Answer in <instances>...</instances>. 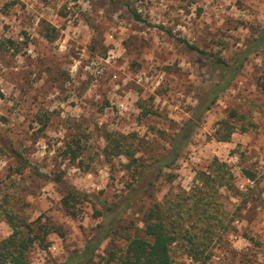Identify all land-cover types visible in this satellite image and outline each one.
<instances>
[{
  "label": "rangeland",
  "instance_id": "obj_1",
  "mask_svg": "<svg viewBox=\"0 0 264 264\" xmlns=\"http://www.w3.org/2000/svg\"><path fill=\"white\" fill-rule=\"evenodd\" d=\"M263 25L264 0H0V205L43 238L31 245L30 264L62 263L98 224H109L107 208L116 210L135 185L134 166L114 152L116 137L151 163L219 80L183 40L231 61ZM263 73L264 43L163 170L172 181L161 176L138 193L121 228L118 221L93 260L80 264H113L109 252L125 244L119 235L136 233L152 202L189 190L214 158L230 166L244 194L220 191L227 231L206 264H264ZM232 109L254 126L219 141L217 123ZM57 180L81 193L76 215L64 210ZM10 233L0 214V241ZM173 255L186 259L178 249Z\"/></svg>",
  "mask_w": 264,
  "mask_h": 264
},
{
  "label": "trees",
  "instance_id": "obj_2",
  "mask_svg": "<svg viewBox=\"0 0 264 264\" xmlns=\"http://www.w3.org/2000/svg\"><path fill=\"white\" fill-rule=\"evenodd\" d=\"M134 16L136 19L141 18L138 13H134ZM183 41L190 48L205 55L210 64L218 70L219 80L209 86L204 100L197 103L190 117L168 135V146L158 153L151 163L143 162L140 157L135 156L136 150L131 143L124 141L126 137L123 135L114 139L115 154L128 160L125 164L128 168L134 166L131 178L135 185L132 186V183L128 185L129 193L119 201L116 210H112V207L107 208L108 215L111 216L109 224H98V229H94L86 237L82 249L69 252L66 259L59 264L90 263L102 242L117 232V226L121 228L120 221L130 208L133 198L141 194L140 192L144 194L151 192L155 180L161 176H166L165 182L172 181L171 175L165 174L163 170L176 164L200 126L203 114L210 109L219 94L230 86L247 57L263 45L264 25L258 30L257 35L246 43L241 52L231 57V61L219 54L203 51L186 40ZM258 85L264 91V73ZM217 124L214 134L219 141H229L233 133L244 132L254 126L248 115L235 109ZM74 156L76 157V154ZM242 172L250 181L257 180L255 171L243 168ZM194 178L195 183L189 190L180 189L181 193L152 202L143 212L142 225L136 226L137 232L133 235H119L125 244L111 250L107 261L113 264H190L186 261L189 259L195 264H206L213 256L214 242L227 231L225 223L227 213L221 209L222 203L218 199L220 191L225 189L236 196L244 193L236 187L230 166L217 158L213 159L210 171H197ZM56 184L62 194L61 204L64 210L70 215H76L78 210L76 203L79 202L81 193L58 180ZM0 214L11 228V233L0 241V264H30L31 245L43 238H39L40 235L31 222L19 219L8 207L0 205ZM118 221L119 225L115 226ZM46 233L48 230L44 231V234ZM174 249H178L186 259L177 260L173 255Z\"/></svg>",
  "mask_w": 264,
  "mask_h": 264
}]
</instances>
